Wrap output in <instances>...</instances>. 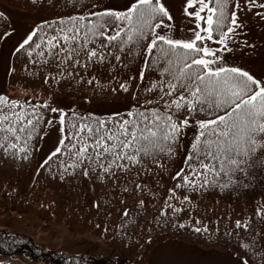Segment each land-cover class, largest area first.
<instances>
[{"label": "snow or ice", "instance_id": "snow-or-ice-1", "mask_svg": "<svg viewBox=\"0 0 264 264\" xmlns=\"http://www.w3.org/2000/svg\"><path fill=\"white\" fill-rule=\"evenodd\" d=\"M56 2L50 7L55 8ZM181 12L196 21L186 37L174 36L173 24L165 23V18L174 20L170 0H128L123 8L95 0L80 11L74 3L72 10L58 13V19L32 28L13 54L23 51L33 65L37 63L34 57L41 63L54 62L57 69L65 65L87 69L98 64L114 71L117 67L131 70L132 62L141 56L143 63L138 66V82L137 76L130 75L119 85V91L130 96L127 111L105 117L73 111L69 118L64 109L48 102L21 103L0 94V159H30L34 145L28 141L40 136L43 124L54 123L55 117L45 115L50 111L58 114L62 137L39 170L50 167L53 158L64 156L72 163L58 160L64 169L59 172L61 180L69 169L72 174L80 169L82 177L95 173V179L103 181L116 175L113 169L142 167L149 158L163 169L162 155L175 157L183 129L194 120L198 134L185 156V167L170 176V181L179 178L180 182L172 185L173 195L162 201L160 215L183 210L170 203L177 199L176 190L195 192L216 182L215 177L227 178L221 188L232 183L247 187L241 178L248 175V168H264V78L225 64L234 46L255 49V44L246 38L241 44L238 37L245 33L246 21L252 16L264 24V0H184ZM149 73L156 78L146 79ZM13 74L14 66L9 70V75ZM112 92L117 94V89ZM141 94L153 99L141 104ZM209 173L214 178L211 182ZM187 200L185 196L180 203ZM140 204L143 206V201ZM255 214L264 220V205L255 209ZM123 215L127 217L129 212L123 211ZM235 230L230 235L237 236L236 264H251L249 250H254L257 239L264 240V233L257 238L251 220L235 221ZM70 264L80 262L73 259Z\"/></svg>", "mask_w": 264, "mask_h": 264}, {"label": "trees", "instance_id": "trees-1", "mask_svg": "<svg viewBox=\"0 0 264 264\" xmlns=\"http://www.w3.org/2000/svg\"><path fill=\"white\" fill-rule=\"evenodd\" d=\"M7 1H16L24 9L51 17H58V13L72 10L74 3L76 11H80L83 5L91 6L95 2L57 0L56 7L52 8L50 4L53 0ZM111 1L102 0V4H111ZM10 28V20L0 11V48L4 33L9 32ZM13 53L10 69L14 66L15 74L8 76L7 92L4 94L18 99L21 103L48 102L52 107L57 106L56 102L60 98L84 99L95 104L103 101L125 103L130 96L120 92L119 85L130 75L137 76L138 82V66L143 63V59L137 58L132 62L131 70L117 67L114 71L111 66L98 64H91L87 69L72 65L57 69L54 62L41 63L39 57H34L37 63L33 65L23 51L19 54ZM83 63L82 58L81 65ZM148 76L156 78L149 73L146 74V79ZM90 80L92 83H89ZM15 89L20 90V95L12 93ZM112 89H117V94ZM132 91H135L134 87ZM145 99L153 97L143 94L139 96L141 104ZM63 109L69 114V118L73 111L85 116L93 115L89 110ZM52 114L50 111L45 112L48 119ZM200 118L197 114L196 119ZM41 127L44 131L40 136L28 141L34 145L30 159L21 160L19 156L15 160L0 159V212H30L46 222L62 223L74 232L90 233L115 249L118 256L57 250L40 243L30 235L0 227L2 255H24L35 262L48 264H70L73 259L79 260L80 264H148L144 256H147L157 242L164 239H182L202 248L234 250L236 253L237 236L230 235L236 231L235 221L251 220L257 238L264 233V220L255 214V209L264 205V168L259 166L249 167L248 175L241 178V183L247 182V187L232 183L227 188H221L220 184L227 183V178L215 177L216 182H211L214 178L209 173L208 179L211 183L203 188L195 192L191 189L176 190L174 195L177 199L170 203L182 208L181 212L173 214L168 210L166 216L160 215L163 211L162 201L173 195L172 185L180 182L179 178L170 181V176L185 167L184 159L190 150L189 147L184 151L185 129L175 157L169 159L167 155H162L160 162L164 165L163 169L157 167L149 158L143 162L142 167L132 166L127 171L113 169L116 175L105 177L101 181L95 179V173L90 177H82L80 169L76 170V174H72L69 169L65 178L59 179V172L64 169L58 166V160L64 159L71 164L72 160L67 156L53 158L50 167L39 170V165L45 158L39 159L38 156L43 139L40 137H43L47 124ZM185 196L189 200L181 204L180 201ZM140 201H143V206ZM123 211H128L129 215L125 217ZM181 224L184 227H179ZM197 228L201 231H195ZM241 235L248 233L241 231ZM9 245L12 246L11 249ZM262 245L264 240L257 239L254 250H249L251 264H255L256 251L264 254Z\"/></svg>", "mask_w": 264, "mask_h": 264}, {"label": "rangeland", "instance_id": "rangeland-1", "mask_svg": "<svg viewBox=\"0 0 264 264\" xmlns=\"http://www.w3.org/2000/svg\"><path fill=\"white\" fill-rule=\"evenodd\" d=\"M13 2V3H12ZM9 2L0 0V11L4 13L11 22L10 36H5L0 48V94L7 92V82L10 70V60L14 49L21 42L29 31L43 23L45 20L58 19L56 16L38 14L24 9L16 1ZM128 0H112L111 4L123 7ZM184 0H170L171 10L174 13V20L169 22L165 18V23L173 24L172 34L177 37L190 35L189 29L195 26L196 21L191 17H186L181 12ZM248 27L245 33L238 37L241 44L246 38L249 44H255V49L242 48L240 45L234 46L231 55L226 56L225 66L243 67L255 74L259 78H264V24L258 23L255 16L246 21ZM159 31V29L157 30ZM246 34V35H245ZM215 47V45H211ZM143 59V57H140ZM20 90L15 89L12 93L20 95ZM58 108H71L77 110H89L93 115L105 117L115 111H127V102L103 101L98 104L90 103L88 100L76 98H60L57 100ZM55 117L52 125H47L43 134L42 143L39 150V159L46 155L56 146L62 137L60 132L58 114H52L50 119ZM190 127L184 130V151H186L199 128L194 120H190ZM0 227L12 231L27 234L35 240L53 249H67L75 253L102 254L118 256L115 249L108 247L102 239L90 233H77L67 228L62 223L46 222L33 213H3L0 212ZM261 251V250H260ZM254 263L262 261L264 264V254L257 253ZM237 253L234 250L217 251L202 248L194 243L182 239H164L156 243L149 251L144 260L148 264H236ZM0 262L3 264H48L35 262L24 255H2Z\"/></svg>", "mask_w": 264, "mask_h": 264}]
</instances>
